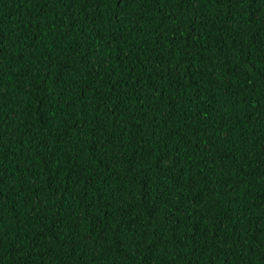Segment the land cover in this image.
Returning <instances> with one entry per match:
<instances>
[{"label": "trees", "instance_id": "trees-1", "mask_svg": "<svg viewBox=\"0 0 264 264\" xmlns=\"http://www.w3.org/2000/svg\"><path fill=\"white\" fill-rule=\"evenodd\" d=\"M0 264H264V0H0Z\"/></svg>", "mask_w": 264, "mask_h": 264}]
</instances>
